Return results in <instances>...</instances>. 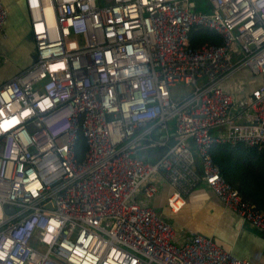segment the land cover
Here are the masks:
<instances>
[{"label":"built area","instance_id":"1","mask_svg":"<svg viewBox=\"0 0 264 264\" xmlns=\"http://www.w3.org/2000/svg\"><path fill=\"white\" fill-rule=\"evenodd\" d=\"M24 4L34 59L0 82V264H251L153 200L166 185L177 212L204 183L264 236L263 210L208 151L264 148V83L243 94L236 78L264 73V0ZM7 17L0 0V31ZM194 25L223 42L191 45ZM177 81L191 89L180 98ZM155 146L153 160L140 154Z\"/></svg>","mask_w":264,"mask_h":264},{"label":"crops","instance_id":"2","mask_svg":"<svg viewBox=\"0 0 264 264\" xmlns=\"http://www.w3.org/2000/svg\"><path fill=\"white\" fill-rule=\"evenodd\" d=\"M11 10L4 29L0 31V53L6 58L0 64V80L4 73L11 76L14 72L28 66L34 59L32 42L28 49L18 47L21 34L28 32V21L24 0H1ZM203 10L207 7L200 6ZM237 82L243 87V94L252 86L264 83V73L253 75L249 69L239 71ZM167 187L163 185L153 200V205L161 210L171 223L178 229L210 235L219 240L238 256L246 257L251 264H264V236L261 230L241 219L227 209L221 200L204 183L199 184L186 195L183 207L177 212H171L164 203ZM187 233V234H188Z\"/></svg>","mask_w":264,"mask_h":264},{"label":"trees","instance_id":"3","mask_svg":"<svg viewBox=\"0 0 264 264\" xmlns=\"http://www.w3.org/2000/svg\"><path fill=\"white\" fill-rule=\"evenodd\" d=\"M206 7L209 9L208 6ZM205 41L220 44L223 42L222 34L209 27L192 26L189 32L190 44L195 46ZM8 76L9 73H4L3 80L8 78ZM3 80H0V82ZM85 149L84 136L79 132L75 143L77 158L80 159L82 157ZM162 151L163 147L155 146L153 150H147L144 153L140 152V154L153 160L157 152ZM208 151L220 174L240 192L246 201L264 212V148L241 142L234 145L213 142Z\"/></svg>","mask_w":264,"mask_h":264},{"label":"rangeland","instance_id":"4","mask_svg":"<svg viewBox=\"0 0 264 264\" xmlns=\"http://www.w3.org/2000/svg\"><path fill=\"white\" fill-rule=\"evenodd\" d=\"M205 5V0H197V7L204 6ZM32 42L30 32L28 31L27 33L21 34L20 38L18 39V47L14 46V48L19 52V47L23 48L25 50L28 49V42L29 40ZM32 53L34 54V48L32 47ZM6 58V55L4 53H0V64L2 63L3 59ZM9 77V76H8ZM172 94L175 97H182L185 94H187L191 89L189 85H186L183 81H177L175 85L171 87ZM150 150L148 148L146 149H141L140 152L144 153L145 151ZM151 159V158H150ZM152 160V159H151Z\"/></svg>","mask_w":264,"mask_h":264},{"label":"water","instance_id":"5","mask_svg":"<svg viewBox=\"0 0 264 264\" xmlns=\"http://www.w3.org/2000/svg\"><path fill=\"white\" fill-rule=\"evenodd\" d=\"M24 2H25V0H24ZM25 11H26V8H25ZM10 12H11V10L9 9V7H8V16H10ZM26 15H27V11H26ZM26 19L28 20V15L26 16ZM33 46V45H32ZM34 48V47H33ZM161 206H163V207H165L166 205L163 203V204H161ZM13 209V207H11L10 208V210H12ZM160 212L165 216V217H167L161 210H160ZM219 241V240H218ZM220 242V241H219ZM220 243H222V242H220ZM222 244H224L225 245V243H222ZM226 247H228V245H225Z\"/></svg>","mask_w":264,"mask_h":264}]
</instances>
